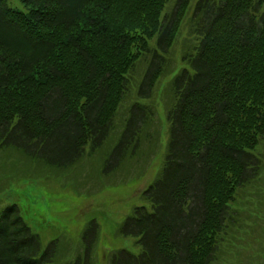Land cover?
I'll return each mask as SVG.
<instances>
[{"label":"trees","instance_id":"1","mask_svg":"<svg viewBox=\"0 0 264 264\" xmlns=\"http://www.w3.org/2000/svg\"><path fill=\"white\" fill-rule=\"evenodd\" d=\"M19 1L0 0V191L162 150L149 204L119 227L139 252L107 263L236 264L264 221L249 207L264 194V0ZM98 237L91 220L76 246H43L0 205V264H98Z\"/></svg>","mask_w":264,"mask_h":264},{"label":"rangeland","instance_id":"2","mask_svg":"<svg viewBox=\"0 0 264 264\" xmlns=\"http://www.w3.org/2000/svg\"><path fill=\"white\" fill-rule=\"evenodd\" d=\"M7 2L13 8L25 9L19 0ZM158 112L161 115V111ZM163 158L160 150L148 163L119 168L114 174H102L85 183L75 181L71 175L68 181V177L48 171L36 179L10 178L7 188L0 191V205L16 203L32 231L40 236L43 246L55 238L76 246L84 226L94 220L99 232L94 256L98 264H108L106 253L109 250L123 248L139 252L133 238L120 232L119 227L135 206L149 204L143 193L159 174ZM250 203V210L264 216V194L260 198L252 194ZM261 224L251 233L249 246L238 249L237 253L234 249L232 261L236 264L238 261H241L239 264H264L261 248H264L261 228L264 221Z\"/></svg>","mask_w":264,"mask_h":264}]
</instances>
